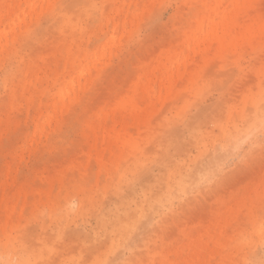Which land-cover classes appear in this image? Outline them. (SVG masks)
<instances>
[{
    "label": "rangeland",
    "instance_id": "obj_1",
    "mask_svg": "<svg viewBox=\"0 0 264 264\" xmlns=\"http://www.w3.org/2000/svg\"><path fill=\"white\" fill-rule=\"evenodd\" d=\"M0 264H264V0H0Z\"/></svg>",
    "mask_w": 264,
    "mask_h": 264
}]
</instances>
